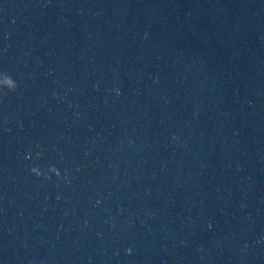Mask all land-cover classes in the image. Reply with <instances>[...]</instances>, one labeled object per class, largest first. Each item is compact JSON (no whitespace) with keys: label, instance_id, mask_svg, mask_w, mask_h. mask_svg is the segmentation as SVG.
<instances>
[{"label":"water","instance_id":"1","mask_svg":"<svg viewBox=\"0 0 264 264\" xmlns=\"http://www.w3.org/2000/svg\"><path fill=\"white\" fill-rule=\"evenodd\" d=\"M5 73L0 264H264V0H0Z\"/></svg>","mask_w":264,"mask_h":264},{"label":"clouds","instance_id":"2","mask_svg":"<svg viewBox=\"0 0 264 264\" xmlns=\"http://www.w3.org/2000/svg\"><path fill=\"white\" fill-rule=\"evenodd\" d=\"M0 76H3L4 81L6 82V86L5 87H0V92H3L4 89H7L9 92H13V93L16 92V90L18 89L19 85L12 78V76L9 75V74H6V73L2 74ZM4 94L6 95L7 93H4ZM31 172L36 177H42L44 175V173L39 168H32ZM50 172L52 174H54L55 176L62 178L60 171L55 166H52L50 168ZM48 179H51V176H49Z\"/></svg>","mask_w":264,"mask_h":264}]
</instances>
